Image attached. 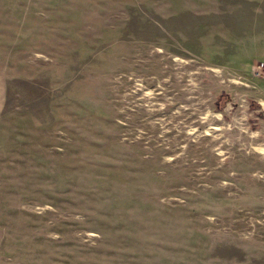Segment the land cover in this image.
Returning <instances> with one entry per match:
<instances>
[{"label":"rangeland","instance_id":"374dc122","mask_svg":"<svg viewBox=\"0 0 264 264\" xmlns=\"http://www.w3.org/2000/svg\"><path fill=\"white\" fill-rule=\"evenodd\" d=\"M0 264H264V0H0Z\"/></svg>","mask_w":264,"mask_h":264},{"label":"crops","instance_id":"0c3cea01","mask_svg":"<svg viewBox=\"0 0 264 264\" xmlns=\"http://www.w3.org/2000/svg\"><path fill=\"white\" fill-rule=\"evenodd\" d=\"M4 101H5V93L4 90L0 87V111L3 108Z\"/></svg>","mask_w":264,"mask_h":264}]
</instances>
